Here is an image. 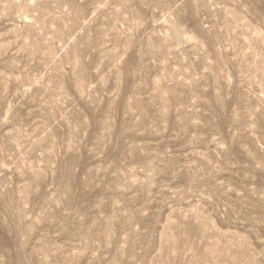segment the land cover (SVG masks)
<instances>
[{
  "label": "rangeland",
  "instance_id": "374dc122",
  "mask_svg": "<svg viewBox=\"0 0 264 264\" xmlns=\"http://www.w3.org/2000/svg\"><path fill=\"white\" fill-rule=\"evenodd\" d=\"M0 264H264V0H0Z\"/></svg>",
  "mask_w": 264,
  "mask_h": 264
}]
</instances>
